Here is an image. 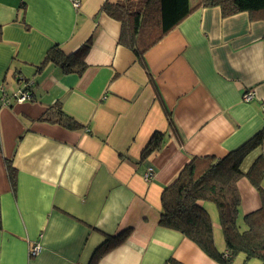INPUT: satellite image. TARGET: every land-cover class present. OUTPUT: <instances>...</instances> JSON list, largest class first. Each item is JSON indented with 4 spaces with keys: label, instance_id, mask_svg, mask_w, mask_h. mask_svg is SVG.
Returning <instances> with one entry per match:
<instances>
[{
    "label": "crops",
    "instance_id": "obj_1",
    "mask_svg": "<svg viewBox=\"0 0 264 264\" xmlns=\"http://www.w3.org/2000/svg\"><path fill=\"white\" fill-rule=\"evenodd\" d=\"M120 1L0 0V264H90L107 236L126 229L124 243L95 264H218L158 226L160 195L194 157L223 158L257 135L262 143L241 171L264 157V13L196 8L143 65L118 43L120 23L101 11ZM85 43L79 73L40 66L50 48L70 56ZM29 83L31 99L16 101ZM56 103L80 130L40 120ZM236 188L242 225L261 199L245 177ZM34 245L41 250L31 256Z\"/></svg>",
    "mask_w": 264,
    "mask_h": 264
},
{
    "label": "trees",
    "instance_id": "obj_2",
    "mask_svg": "<svg viewBox=\"0 0 264 264\" xmlns=\"http://www.w3.org/2000/svg\"><path fill=\"white\" fill-rule=\"evenodd\" d=\"M199 7H218L222 17H229L242 12L264 13V0H198L193 7L189 0H122L114 4L105 2L101 11L120 23L118 43L130 49L144 65L146 51ZM88 47V43H85L70 56H65L56 47L50 48L40 66L51 62L64 73H79L85 67L83 58ZM40 120L72 131L82 128L81 124L62 110L59 103L48 107ZM262 138V135L253 137L223 158H192L173 181L163 188L158 226L180 233L218 264H232L239 255L244 257L243 264L250 260L264 264V189L261 185L264 157H258L246 173L240 169L244 158L261 145ZM157 146L158 143L150 144L145 152ZM5 170L14 188L16 175L9 160L5 161ZM242 177L259 193L261 207L245 215L240 225V198L236 183ZM205 203L212 204L216 209L224 244L221 251L215 247L211 219L205 210ZM129 234L130 229H126L114 236H107L93 253L90 264H95L107 252L123 244Z\"/></svg>",
    "mask_w": 264,
    "mask_h": 264
},
{
    "label": "built area",
    "instance_id": "obj_3",
    "mask_svg": "<svg viewBox=\"0 0 264 264\" xmlns=\"http://www.w3.org/2000/svg\"><path fill=\"white\" fill-rule=\"evenodd\" d=\"M72 2L73 6L75 8L79 7V0H69ZM29 87V85L24 84V86L22 87V89H20L17 93V95H15V100L18 102H23L25 100H30V94L28 93V91L26 90ZM253 98V93L251 92V90H245L243 91L242 94V101L245 103H248L252 100ZM152 170L149 168V172H151ZM145 178H148V174ZM41 248L39 245H34L32 246V248L29 250V255L31 256H36L39 252H40Z\"/></svg>",
    "mask_w": 264,
    "mask_h": 264
},
{
    "label": "rangeland",
    "instance_id": "obj_4",
    "mask_svg": "<svg viewBox=\"0 0 264 264\" xmlns=\"http://www.w3.org/2000/svg\"><path fill=\"white\" fill-rule=\"evenodd\" d=\"M207 204V206H209L210 207V211L209 210H207V208H205V210L209 213V216L211 215V217L213 216V217H215V219H217V217H216V209H214V207H213V205L212 204H209V203H206ZM211 209H212V211H211ZM210 212H212V213H210ZM214 235H218V237L220 238V231L218 232H216L215 230H214ZM221 239H222V237H221ZM236 260H235V262L237 263V262H242L243 260H244V257H243V255H239V256H237L236 258H235ZM247 264H261L259 261H257V260H250V261H248L247 262Z\"/></svg>",
    "mask_w": 264,
    "mask_h": 264
},
{
    "label": "water",
    "instance_id": "obj_5",
    "mask_svg": "<svg viewBox=\"0 0 264 264\" xmlns=\"http://www.w3.org/2000/svg\"><path fill=\"white\" fill-rule=\"evenodd\" d=\"M19 85V84H18ZM27 85H31L30 83L29 84H27Z\"/></svg>",
    "mask_w": 264,
    "mask_h": 264
}]
</instances>
